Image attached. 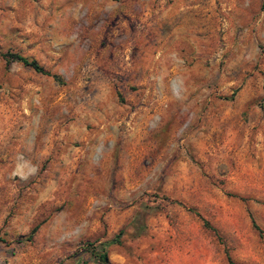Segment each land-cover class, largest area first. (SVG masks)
Returning <instances> with one entry per match:
<instances>
[{"label": "rangeland", "instance_id": "rangeland-1", "mask_svg": "<svg viewBox=\"0 0 264 264\" xmlns=\"http://www.w3.org/2000/svg\"><path fill=\"white\" fill-rule=\"evenodd\" d=\"M261 3L0 0V264H264Z\"/></svg>", "mask_w": 264, "mask_h": 264}, {"label": "trees", "instance_id": "trees-1", "mask_svg": "<svg viewBox=\"0 0 264 264\" xmlns=\"http://www.w3.org/2000/svg\"><path fill=\"white\" fill-rule=\"evenodd\" d=\"M261 5H264V0H262ZM6 61H16L21 63L23 66L30 67L35 72H39L45 75H50L53 79H56L55 74H50L47 70H45L41 65H39L35 60L29 59L27 57H24L20 54L13 53V52H6L2 54ZM187 210L193 211V209L188 208ZM197 214V213H196ZM198 215V214H197ZM199 216V215H198ZM204 226H209L206 221H203ZM128 225L132 228L133 234L138 235L143 232L145 229V223H144V213H142L141 210L135 211L130 220L128 221ZM37 228V225L33 226L28 235L27 240H30L33 236L35 230ZM121 235V230L118 231L115 235H113L112 238L105 242L98 243L96 246H92L90 248H85V251L88 252V258L96 263V264H110L109 258L107 255V249L106 247L113 243H119V237ZM226 260L228 264H236L234 263L229 257H226Z\"/></svg>", "mask_w": 264, "mask_h": 264}]
</instances>
